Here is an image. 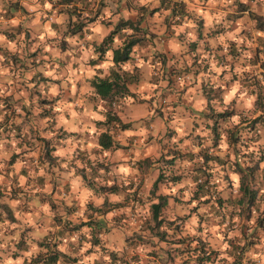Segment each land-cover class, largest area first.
Here are the masks:
<instances>
[{
    "label": "crops",
    "instance_id": "crops-1",
    "mask_svg": "<svg viewBox=\"0 0 264 264\" xmlns=\"http://www.w3.org/2000/svg\"><path fill=\"white\" fill-rule=\"evenodd\" d=\"M161 1V6L150 10ZM173 1L181 2L185 12L179 21L174 20ZM238 1H245L247 9H238ZM76 5L80 19L89 12L97 15L89 21H77L71 33L68 12L54 0H0V264H35L30 255L38 252L37 243L44 235L56 228L62 231L59 237L66 235L63 219L51 224L50 202L59 204L57 210L74 202L78 207L69 213L87 219L80 212L89 206L86 203L100 205L121 198L128 203L132 193L141 194L156 164L148 159L196 150L197 144L185 139L195 134L192 126L202 120L199 111L205 109L214 91L220 97L213 105L218 110L233 108L236 116L240 113L249 118L258 113L242 74L258 73V59L264 58V29L255 26L248 10L264 19V0H80ZM117 19H138L136 36L140 41L133 45L130 58L119 66V71L134 72L136 76L127 83L131 92L128 99L134 101L140 90H159L160 96L167 95L166 102L158 104L159 110L168 115L155 134L154 125L147 122L146 135L134 134L128 128L130 124L109 130L113 145L100 148L97 136L102 128L96 123L103 118L97 104L102 101L96 95L93 106L90 96L95 93L88 80L109 71L111 48L98 57L94 46ZM118 40L115 38L112 46H117ZM226 46L236 51L230 53ZM175 50L180 51L183 66L176 65ZM143 62L148 66L147 74H143ZM167 66L187 68V79L179 85L167 83L173 75H168ZM246 70L252 71L246 74ZM210 88L213 90L207 95ZM43 96L52 98L57 112L50 127L46 115L33 117L43 106L36 97L38 100ZM114 109L121 122H128L121 118L117 106ZM55 128L65 133L55 136ZM251 142L255 150L264 143V136ZM262 148L264 154V144ZM21 167L37 175L36 181L20 182ZM231 178L237 186L239 174L235 172ZM99 185H113V190L100 191L96 189ZM28 195H35L38 202L29 201ZM63 217L71 218L64 213ZM79 232L68 235L77 237ZM56 239L54 233L49 244ZM107 241L103 238L102 245L113 246ZM79 243L72 247L64 243L46 245L42 250L57 248L59 257L76 256L72 264L94 263L97 256L88 250L89 243L85 246L87 242L82 239ZM245 253L264 260V247Z\"/></svg>",
    "mask_w": 264,
    "mask_h": 264
},
{
    "label": "trees",
    "instance_id": "trees-1",
    "mask_svg": "<svg viewBox=\"0 0 264 264\" xmlns=\"http://www.w3.org/2000/svg\"><path fill=\"white\" fill-rule=\"evenodd\" d=\"M77 1L80 0L55 1V3H59L60 6H62L66 12H68L67 27H72L70 31L71 33L76 30L75 27L77 21L82 22L81 19H85L84 22L89 21L95 18V16L97 15L96 12L92 13L91 15V12H89V14L83 15L80 19L78 17V14L80 13H78L79 11H77V8L79 7L78 5H76ZM162 3L163 1H161L158 6L153 7L150 10H155L156 8L161 6ZM236 4L237 8L241 10L247 9L248 6L245 1H238ZM165 6H167V4H165ZM174 9H176V12H174L173 14H175L177 18L174 20L179 21L183 14H185V12L183 11L182 3L178 1H173L171 5V10ZM248 10L250 17L254 19L255 26L259 29H264V19H262V16L254 13L250 9ZM125 29H129L127 30L128 32H126ZM137 32L138 19H117L112 29H110L108 33L102 37L101 41L94 46V51L97 52L98 57L102 56L107 48H111L112 64L106 75L99 76L97 74H94L89 78V85L93 88L95 93V95L90 96V99L94 101V107L96 106V95L99 97V99H101L102 103H104V99L115 101L114 106H111L109 104H104L103 106L102 103L97 99V104L99 105V109L101 110L100 113L103 116V118L97 120L96 123L100 125V128H102V130L99 131L97 136V143L100 148H108L113 145L111 133L109 130H112L114 128H125L129 125L128 122L120 121V119L115 113L114 107L117 105V101L121 99L122 96L131 94V92L128 90L127 83L136 80L134 72L119 71V66H121L122 63H124L130 58V52L132 50L133 45L140 41V37L136 36ZM115 38L120 39L118 40L119 43L117 46H112V43ZM225 48L226 51L230 53H234L236 51L235 47L228 48L226 46ZM256 61L257 60L255 59L253 63L255 64ZM258 66L260 67L258 73L249 74L252 70H246V74L249 75L242 74V79L246 80V83L244 82V84L249 87L247 89V92L249 94H253L254 96L253 105L255 108L258 109V113L255 116L249 118L244 117L243 115L242 117L240 113H238L236 116L235 110L233 108L218 110L213 105L218 103V98L220 97L218 96V93L215 95V91L214 95H210L209 93L213 90V88H210V90L207 91L206 94L210 95L208 98L211 101L207 98L205 109L199 111V116L202 118V120H200L199 124L195 125V127H207L208 130L212 132L209 135L210 143L205 141V139H208L206 137L207 135H203V133L199 134L198 131H195L197 133L193 134L192 136L194 141H197L195 142L197 144V151L195 153L189 149H185L179 150L177 151V153L172 152V155L169 157H164L163 154L156 156L155 160L158 162H155L158 163V165L156 166H159V172L157 176L150 182V185H148L147 191V194L152 197L148 201V204L150 210V218L153 220L154 226L158 227L162 222L160 216L162 209L176 198L174 188L180 189V191L182 192L187 191V200H189L190 202L195 201V203H193L194 207L201 208L202 205L207 206V215L210 214L212 217H215L217 219L224 215L225 212L223 213V208L225 207V205L222 204L221 197L215 194L217 192V183H215V181H212L213 175H216V172H214V168L217 165L222 166L221 169L223 167L226 168V166H228L230 173H239V181L238 185L236 186L239 191L238 197H230V200L227 202V204L231 205V203L235 200V202L238 203L240 206H237L235 208L232 207L231 209L226 211V214L228 216L232 215L233 213L239 215V212H241L240 208L241 206H243L244 202L246 208L248 209V213L250 212V208H253L252 204H254L253 202L256 198V192L255 189L248 186V183L244 181V176L247 177L251 182L252 178L254 177V172L259 167V161H261L262 157H264V154L261 153L260 156H255V159L252 160L251 158V154H254V149H252L253 147L251 146L255 145L252 144L251 141L258 139L261 136L259 133V126L264 123V58L258 59ZM231 67H233V64H231ZM183 70L188 72L187 68H183ZM251 76H253V78H251ZM51 99L52 98L47 99L44 96L39 98L37 102L43 103V106L42 108L37 109L35 114L33 113L34 118H40L43 115H46L48 118H50V121L47 124L49 127L54 124L57 118V112H55L53 109L54 105L51 103L53 102V100ZM28 112L31 113L30 110ZM60 113H62V110L59 111V114ZM221 122H224L225 126L222 130H219L218 127L221 126ZM54 133L55 136H59L64 134L65 131L61 130L60 128H55ZM260 144L261 143H259L258 146ZM211 146H216L220 150L214 149L216 151L213 150L210 152L209 149H212ZM239 148L246 149L245 154L247 156H250L248 159L251 164H245L241 166L243 162L239 160L241 155L238 152ZM47 150L48 149L46 148L45 153H47ZM242 170H244L245 172L241 173ZM18 172L20 182L24 183L32 179H35L36 181L37 175H30L26 173L25 167H21ZM224 173L226 174L225 171ZM32 176H34V178ZM159 183L164 184L161 187H165L166 192H155L156 189L160 187L158 186ZM112 186L113 185H99L98 187H96V189L98 188L100 189V191L109 189L110 191H112ZM141 190L143 191L145 190V188H142ZM109 202L110 201H104L100 205H92L90 203H86V205L89 206H87L85 210L80 209V212L82 216H84V218L86 216L87 219H81V217L72 216L69 213L70 210H74L76 207H78V205H76L74 202L72 204L70 203L65 205V207H61L59 210L56 209L59 204L54 205L50 202V205L53 206L51 219L52 226L57 224L56 222H60L61 219H63V224H65L64 230H67V233L66 235H61L62 237H59V231L61 233L62 231L58 230L59 228H56L55 230H53V232L44 235V237L41 238L37 243V246H39L40 249L37 250L38 252H35L34 256H32V254L30 255V261H34L35 264H71L67 263L66 261V259H68V256H70L69 254L64 255V257H59L58 254L60 253V250H58L57 248L47 249L45 251L42 250V248L46 247V245L55 246L57 243H64L66 247H72L73 245H75L74 243H77V245L79 246V242L81 239L87 242V244L89 243L87 247L89 251H94L96 248V244L91 243L90 239L92 240V238H94V240H96L97 238H95V235H98L101 239V242L103 243L104 236H101L103 232L101 230V225L102 223L107 221L106 218L103 220L102 217L98 218L96 215L101 214V216L103 217L109 216L107 215V213L114 208L102 209V207L104 206L109 207ZM132 202L135 201L131 200V203ZM125 205L126 202H124V206ZM263 209L264 206L262 208V211ZM8 213H10L9 210ZM63 213L67 214L71 218L63 217ZM110 214L112 213L110 212ZM246 217L248 219V214ZM217 222L220 223V221ZM69 226L72 229H68ZM254 227H263L264 229V213L262 216L257 215L255 217L253 226L243 223L240 224L239 236L237 238L233 237L228 239V246L226 247V249H224V252L228 256H230V259H228L226 263L215 262L218 253L217 250L209 247L205 244L204 241L200 240L199 238L190 236V240L197 241V243L192 246L195 253L194 263L202 264L205 262H215V264H244L242 258L245 254V251L250 252L253 249L260 251L263 250L264 247V237L258 238V240L255 241V238L252 236V234L255 233ZM76 230L80 231V234H77L78 238L68 235V233L72 231L75 232ZM81 231H83V233ZM54 233L55 238L57 239L51 244H49L51 237ZM81 233L84 235L83 237L79 238V236L82 235ZM85 234H88V236ZM104 234H106V232ZM84 236L86 238H84ZM72 240H75V242H73ZM259 240L261 242L260 246L259 243H257L259 242ZM110 244L112 245L111 242ZM101 246L107 247L110 250V257L108 259V262H102L101 260H98V258H93L96 260H94V263L91 264H121L124 261V258L126 260V257L123 256V253L118 251V247H114V245L109 247V245L104 246L102 244ZM127 246H129V244ZM246 255L247 257L245 264H264V260L256 261V258L252 257L253 255H249V253ZM107 256L108 255H101V258H107ZM73 258H71V261L75 260V257Z\"/></svg>",
    "mask_w": 264,
    "mask_h": 264
},
{
    "label": "rangeland",
    "instance_id": "rangeland-1",
    "mask_svg": "<svg viewBox=\"0 0 264 264\" xmlns=\"http://www.w3.org/2000/svg\"><path fill=\"white\" fill-rule=\"evenodd\" d=\"M71 28L72 27H68L69 30H71ZM174 55L175 61L177 63L176 65L183 66L184 63L181 59L180 51H176ZM142 68L143 74H147L148 66L145 62L142 63ZM167 68H169L168 75L176 72L185 75V72L182 68L177 69L173 66H167ZM186 79L187 78H184V80ZM169 82L171 83L172 79H170L167 83ZM145 83L146 82H144L143 85ZM143 85L141 89H143ZM38 90L40 91V89ZM37 94L41 93L39 92ZM138 94L140 95V98H138ZM138 94L135 95L134 101L129 100L128 98H130V96L128 95L122 96L123 99H119L116 103V106L119 108L118 112L121 118H124L126 121L129 122L130 127L128 128L134 134H147L146 126H144L145 122L154 125L152 133L155 134L157 133L162 123L163 117H167L168 115L167 112L162 113L159 110L158 104L161 105L160 101L161 97L163 96H160L159 90H154V92L152 93L148 91L141 92L140 90ZM164 96H166L167 100V95ZM136 102L139 103L136 104ZM156 105H158V107ZM67 115L68 112L66 116ZM59 117L63 118L64 116L59 115ZM220 125L221 126H219L218 128L219 130H222L225 126L224 122H221ZM192 130L198 131L199 134L203 133V135H207L206 137L208 139H205V141L210 143L209 135L212 132H210L207 127L194 126ZM259 133L261 136H264V123L259 126ZM186 140L189 142V144H191L192 142H197L193 141L192 136L186 137L185 141ZM263 144L264 143L260 144L257 148H255V150H253L254 154H251L252 160L255 159V156L261 155L263 150ZM211 148L212 149H209L210 152L214 149H219L216 146H211ZM245 150V148H239L238 150V152L241 154L239 160L243 162L241 166L245 164H251L248 159L250 156H247L245 154ZM196 151L197 149L193 150L194 153ZM155 159L156 157H154L153 159H148V161L149 163L151 161L155 162ZM260 164L264 165V159L263 161H259V165ZM156 165H158V163H156L154 168H152V175L148 176L147 187L145 188V190H141V196H137L136 194L132 193V198L130 199V201H128V203H126L125 207L124 202H126V198H121L117 201H110L109 207H102V209H114H111L110 211L112 214H110V212L107 213V215L111 216L109 219H107L106 222L102 223L101 225V230L103 231L101 236H104L105 241L108 240L107 243L110 240L112 245H114V247H118V251L122 252L123 256L126 257V260L124 258V261L121 264H195V253L192 246L195 245L197 241L190 240V236L199 238L200 240L204 241L206 245L217 250L218 253L215 262L226 263L227 260L230 259V256H228L224 252V249H226V247L228 246V239L233 237L237 238L239 236L240 224L243 223L253 226L255 217L257 215L262 216L264 213V209L262 211V208L264 206L263 166L261 167L260 165V167L256 169L251 182L247 177L244 176V181L248 183V186L255 189L256 192V198L253 202L254 204H252L253 208H250L249 213L244 202L243 206H241L240 208L241 212H239V215L233 213L232 215L228 216L226 214V211L231 209L232 207L235 208L237 206H240L238 203L235 202V200L231 203V205L227 204V202L230 200V197H238L239 191L238 188L232 183L231 177L233 176V173H230L228 166H226V168L223 167L221 169L222 166L217 165L214 168V172H216V175H213L212 181H215V183H217V192L215 194L221 197L222 204L225 205V207L223 208V213L225 212V214L218 218L220 220L215 217H212L210 214L207 215V206L202 205L201 208L194 207L193 203H195V201L190 202L189 200H187V191L182 192L180 191V189L174 188L176 198L162 209L160 213L162 222L157 227L154 226V222L150 218L148 201L152 197L147 194L148 185H150V182L152 181V176H154L155 178L159 172V166ZM224 171L226 172V174L224 173ZM244 172V170L241 171V173ZM163 185L164 184L159 183L158 186L160 187H158L155 192H166V188L161 187ZM28 196L30 197L28 198L29 201L33 200V203L35 204L38 202V199H34L35 195ZM131 200L135 201L136 203H131ZM247 214L248 219L246 217ZM217 221H220L221 224ZM68 229L72 228L69 226ZM105 232L106 234H104ZM254 232L252 236L255 238V241H257L258 238L264 237L263 227H254ZM84 238L86 237L84 236ZM95 238L97 239H90L91 243L96 244V248L93 252L96 256H98V260H101L102 262H108V259L110 257L109 248L101 246L102 242L98 235H95ZM72 241L75 242V240ZM257 243H259L260 246V240ZM128 244L129 246H127ZM86 245L87 243L85 244V246ZM101 255L108 256L107 258H101ZM73 257H75L76 259V256H68V259H66L67 263L72 264L73 261H71V258ZM246 257L247 255L245 253L243 255V258H245V260L243 261L244 264L246 262ZM215 262H205L202 264H215Z\"/></svg>",
    "mask_w": 264,
    "mask_h": 264
},
{
    "label": "built area",
    "instance_id": "built-area-1",
    "mask_svg": "<svg viewBox=\"0 0 264 264\" xmlns=\"http://www.w3.org/2000/svg\"><path fill=\"white\" fill-rule=\"evenodd\" d=\"M186 77V75L182 74V73H173L172 75V81L174 84L178 85L180 84V82L184 81V78ZM104 104H109L111 106L115 105V101L114 100H103ZM106 102V103H105ZM166 102V96L161 97V103H165Z\"/></svg>",
    "mask_w": 264,
    "mask_h": 264
}]
</instances>
